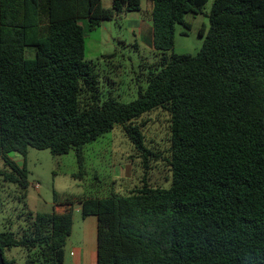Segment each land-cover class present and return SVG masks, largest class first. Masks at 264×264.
<instances>
[{"label": "trees", "instance_id": "trees-1", "mask_svg": "<svg viewBox=\"0 0 264 264\" xmlns=\"http://www.w3.org/2000/svg\"><path fill=\"white\" fill-rule=\"evenodd\" d=\"M207 1L150 0L158 60L138 98L121 103L100 101L85 31L139 12L142 0H0V181L23 205L3 216L4 264H15L11 249L24 264L65 262L73 201L54 194L53 213L24 211L28 149L74 151L79 178L84 146L116 126L142 168L162 159L170 181L143 175L124 194L78 200L82 218H96V264H264V0H213L201 50L167 54L176 25L189 29L185 17ZM156 110L169 116L165 158L139 122Z\"/></svg>", "mask_w": 264, "mask_h": 264}, {"label": "rangeland", "instance_id": "rangeland-1", "mask_svg": "<svg viewBox=\"0 0 264 264\" xmlns=\"http://www.w3.org/2000/svg\"><path fill=\"white\" fill-rule=\"evenodd\" d=\"M111 2L101 0L103 8H110ZM212 2L208 0L200 14L185 17L189 29L176 25L173 48L167 54L194 56L201 50L209 30ZM150 5V0H142L139 12L103 21L97 29L85 31L84 59L95 66L101 102L111 98L129 103L138 98L139 89L145 86L150 67L158 60V53L150 45ZM168 120L167 113L160 110L139 120L145 123L142 131L145 145L163 158L167 156ZM12 157L20 165L23 163L21 156L12 154ZM81 157L83 173L79 178L73 176L79 171L74 151L54 157L48 150L29 148L24 159L28 170L24 211L53 213L54 194L59 201H73L64 264H96V218H82L79 199L124 194L137 185L143 175L152 186L167 187L170 181L169 167L162 159L152 160L146 171L142 168L138 153L119 126L84 146ZM12 189L0 181V211H3L0 213V232L3 231V216H10V210L23 208L22 204L9 198ZM4 255L15 264H24V254L18 249L6 251Z\"/></svg>", "mask_w": 264, "mask_h": 264}, {"label": "water", "instance_id": "water-1", "mask_svg": "<svg viewBox=\"0 0 264 264\" xmlns=\"http://www.w3.org/2000/svg\"><path fill=\"white\" fill-rule=\"evenodd\" d=\"M0 264H4V261H3V257H2L1 252H0Z\"/></svg>", "mask_w": 264, "mask_h": 264}, {"label": "crops", "instance_id": "crops-1", "mask_svg": "<svg viewBox=\"0 0 264 264\" xmlns=\"http://www.w3.org/2000/svg\"><path fill=\"white\" fill-rule=\"evenodd\" d=\"M149 15H150V11H149ZM150 22H151V20H150ZM151 27V26H150ZM11 158L13 159V157H12V155H11ZM17 163H18V161H16ZM19 164V163H18ZM79 209H80V207H79Z\"/></svg>", "mask_w": 264, "mask_h": 264}, {"label": "built area", "instance_id": "built-area-1", "mask_svg": "<svg viewBox=\"0 0 264 264\" xmlns=\"http://www.w3.org/2000/svg\"><path fill=\"white\" fill-rule=\"evenodd\" d=\"M35 187L37 188V187H38V185L36 184V185H35Z\"/></svg>", "mask_w": 264, "mask_h": 264}]
</instances>
